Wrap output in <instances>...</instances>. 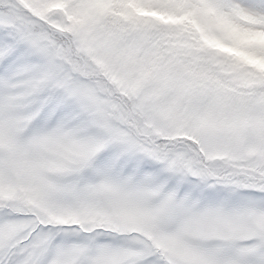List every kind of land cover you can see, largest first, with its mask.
<instances>
[{
	"label": "snow or ice",
	"instance_id": "snow-or-ice-1",
	"mask_svg": "<svg viewBox=\"0 0 264 264\" xmlns=\"http://www.w3.org/2000/svg\"><path fill=\"white\" fill-rule=\"evenodd\" d=\"M0 264H264V0H0Z\"/></svg>",
	"mask_w": 264,
	"mask_h": 264
}]
</instances>
